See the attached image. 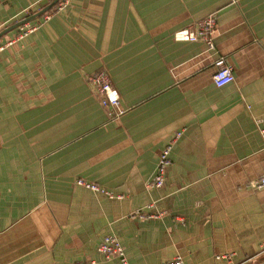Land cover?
I'll list each match as a JSON object with an SVG mask.
<instances>
[{"label":"crops","instance_id":"obj_1","mask_svg":"<svg viewBox=\"0 0 264 264\" xmlns=\"http://www.w3.org/2000/svg\"><path fill=\"white\" fill-rule=\"evenodd\" d=\"M51 2L0 0V32ZM48 12L28 36L9 44L20 25L0 37V264H117L99 252L107 235L130 264L264 261V0H71ZM209 14L216 51L174 38ZM218 56L235 76L222 87ZM103 69L117 120L86 81ZM180 132L164 185L149 187Z\"/></svg>","mask_w":264,"mask_h":264},{"label":"built area","instance_id":"obj_2","mask_svg":"<svg viewBox=\"0 0 264 264\" xmlns=\"http://www.w3.org/2000/svg\"><path fill=\"white\" fill-rule=\"evenodd\" d=\"M49 1L51 2L52 0ZM70 2L71 0H59L52 9L62 10L66 8L70 4ZM50 15L51 14L47 11L44 15L43 20H37L35 23L25 22L24 24H22L19 27L14 38L9 41V44H12L15 40L21 39L35 32L44 21L48 20ZM217 30L218 25L216 16L215 14H209L199 20L195 26H190L177 30L174 34V38L177 41L202 42L207 46L209 51H216V44L214 38L217 33ZM215 66L216 71L213 75V80L218 87H222L233 82L235 78L233 66L227 62L224 56L217 57V59L215 60ZM86 81L90 86H92L101 106L107 111L109 119H120L124 113V110L121 106L120 93L118 89L114 86L109 72L106 69L100 70L95 74L86 76ZM260 124V133L264 138V118L261 119ZM181 134V132L178 133L177 137L162 151L157 164L155 175L153 176L152 180L148 182L149 187L158 188L164 185L166 179V172L169 165L171 164L170 153L176 139ZM77 183L95 192L105 193L111 198H123L122 194H115L113 192L107 191L104 188L100 187L98 184L92 182L79 179ZM254 186L259 190L264 189V172L259 177V179L255 181ZM133 216L139 218H146L155 217L156 215L147 214L141 210H138L134 212ZM98 249L99 252L106 259H112L116 257L118 258L117 264H130L124 246L122 245L118 237L115 235L105 236L103 241L100 243ZM224 256L230 257L228 255ZM83 264H95V262L91 261L90 263ZM167 264H183V258L182 256L178 255Z\"/></svg>","mask_w":264,"mask_h":264},{"label":"water","instance_id":"obj_3","mask_svg":"<svg viewBox=\"0 0 264 264\" xmlns=\"http://www.w3.org/2000/svg\"><path fill=\"white\" fill-rule=\"evenodd\" d=\"M59 0H53L48 6H46L45 8H43L42 10H40L39 12H37L36 14H33L32 16L26 18V19H23L19 22H16L15 24L13 25H10L8 27H6L3 31L0 32V37H2L4 34L8 33L9 31L15 29L16 27L24 24L25 22L29 21V20H32L36 17H39L41 16L42 14H44L45 12L51 10L58 2ZM258 264H264V261L258 263Z\"/></svg>","mask_w":264,"mask_h":264}]
</instances>
